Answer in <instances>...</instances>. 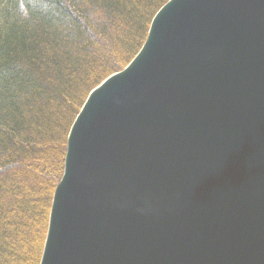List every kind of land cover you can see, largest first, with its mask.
<instances>
[{"label": "water", "instance_id": "95a60500", "mask_svg": "<svg viewBox=\"0 0 264 264\" xmlns=\"http://www.w3.org/2000/svg\"><path fill=\"white\" fill-rule=\"evenodd\" d=\"M39 264H264V0H167L67 134Z\"/></svg>", "mask_w": 264, "mask_h": 264}, {"label": "trees", "instance_id": "16d2710c", "mask_svg": "<svg viewBox=\"0 0 264 264\" xmlns=\"http://www.w3.org/2000/svg\"><path fill=\"white\" fill-rule=\"evenodd\" d=\"M167 0H0V264H39L69 128Z\"/></svg>", "mask_w": 264, "mask_h": 264}, {"label": "rangeland", "instance_id": "374dc122", "mask_svg": "<svg viewBox=\"0 0 264 264\" xmlns=\"http://www.w3.org/2000/svg\"><path fill=\"white\" fill-rule=\"evenodd\" d=\"M94 88V87H93Z\"/></svg>", "mask_w": 264, "mask_h": 264}]
</instances>
